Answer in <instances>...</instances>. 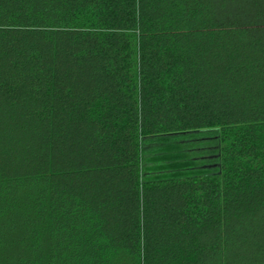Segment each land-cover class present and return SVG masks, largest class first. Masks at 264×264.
Masks as SVG:
<instances>
[{
	"label": "trees",
	"instance_id": "16d2710c",
	"mask_svg": "<svg viewBox=\"0 0 264 264\" xmlns=\"http://www.w3.org/2000/svg\"><path fill=\"white\" fill-rule=\"evenodd\" d=\"M0 264H264V0H0Z\"/></svg>",
	"mask_w": 264,
	"mask_h": 264
},
{
	"label": "rangeland",
	"instance_id": "374dc122",
	"mask_svg": "<svg viewBox=\"0 0 264 264\" xmlns=\"http://www.w3.org/2000/svg\"><path fill=\"white\" fill-rule=\"evenodd\" d=\"M216 139L213 134H186L167 145L146 144L143 169L147 178L208 174L216 169Z\"/></svg>",
	"mask_w": 264,
	"mask_h": 264
}]
</instances>
